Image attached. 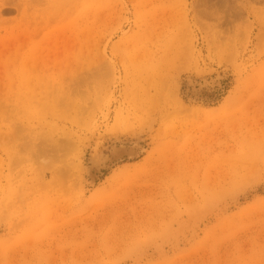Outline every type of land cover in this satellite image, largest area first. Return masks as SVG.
<instances>
[{"label":"rangeland","instance_id":"374dc122","mask_svg":"<svg viewBox=\"0 0 264 264\" xmlns=\"http://www.w3.org/2000/svg\"><path fill=\"white\" fill-rule=\"evenodd\" d=\"M0 264H264V0H0Z\"/></svg>","mask_w":264,"mask_h":264},{"label":"bare ground","instance_id":"6f19581e","mask_svg":"<svg viewBox=\"0 0 264 264\" xmlns=\"http://www.w3.org/2000/svg\"><path fill=\"white\" fill-rule=\"evenodd\" d=\"M132 151H133V149L132 148H125V147H118V149H115L113 152H112V155H113V157L115 156V158H113V161H116V160H118V158H120L121 156H124V155H130L131 153H132ZM109 154V153H108ZM93 158V157H92ZM97 158H98V156H97ZM101 158L102 157H100V160L99 159H96V160H99V161H101ZM103 158H105L104 156H103ZM90 159H91V157H90ZM94 158H93V163H94V160H95ZM89 160V159H88ZM95 160V161H96ZM104 160V159H103ZM90 162V161H89ZM98 162V161H97ZM92 162H90V164H91ZM100 163V162H99ZM98 163V164H99ZM101 163H102V161H101ZM98 164H94V165H92V166H88L87 168V176H88V180H89V184H93V183H95L97 180H98V177H99V172H98V170H97V168H96V165H98ZM101 165V164H100ZM100 170V169H99ZM93 186V185H92Z\"/></svg>","mask_w":264,"mask_h":264}]
</instances>
